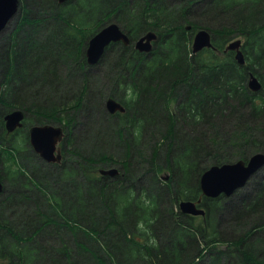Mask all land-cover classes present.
Wrapping results in <instances>:
<instances>
[{"label": "trees", "instance_id": "trees-1", "mask_svg": "<svg viewBox=\"0 0 264 264\" xmlns=\"http://www.w3.org/2000/svg\"><path fill=\"white\" fill-rule=\"evenodd\" d=\"M20 8L0 42L1 153L12 161L6 181L0 170V264H264V176L253 175V192L227 205L223 194L203 196L204 216L178 206L201 196L211 165L264 152V0H20ZM113 21L130 43H111L91 66L107 68L100 95L83 51ZM200 28L215 48L193 53ZM149 30L159 40L140 52L134 43ZM239 34L245 64L224 50ZM251 72L259 91L248 86ZM100 96L125 106L109 113L96 143L113 134L121 159L75 149L61 163L30 164L13 141L26 130L38 160L27 127L5 128L4 115L20 108L38 124L64 122V141L73 142L93 103L102 111ZM100 164L120 172L98 174ZM224 208L239 231L218 223Z\"/></svg>", "mask_w": 264, "mask_h": 264}, {"label": "water", "instance_id": "water-1", "mask_svg": "<svg viewBox=\"0 0 264 264\" xmlns=\"http://www.w3.org/2000/svg\"><path fill=\"white\" fill-rule=\"evenodd\" d=\"M68 0H58L64 3ZM20 11V0H0V33L5 29L10 20ZM190 28V25L186 27ZM159 35L154 30H149L139 37L135 47L141 51L150 53L154 48V42ZM122 41L128 44L130 39L128 34L116 22H111L100 28L88 41L86 48L87 63L97 64L102 58L106 47L112 43ZM242 40L240 38L230 41L226 46L227 50L235 51V59L239 64H245V56L241 50ZM213 47L212 33L206 28L199 29L192 43L194 53L204 48ZM248 86L253 91L262 88V82L254 74L250 73ZM107 110L110 113L117 111L124 112V105L114 97H109L106 101ZM25 111L15 108L4 115L5 126L8 132H13L23 125ZM65 129L62 125L53 123L34 124L29 128L30 143L34 151L47 162H61L63 155L59 144L65 138ZM1 160V155H0ZM264 167V152L258 151L252 154L248 160L239 159L233 162L213 164L207 168L200 177L201 196L197 200L181 199L179 209L184 214L205 215L206 209L200 206L203 196L218 197L221 194L230 196L238 189L247 185L250 178ZM118 167L101 168L100 173L107 176L119 174ZM170 173L165 172L161 177L169 179ZM3 183L0 178V193L3 191Z\"/></svg>", "mask_w": 264, "mask_h": 264}, {"label": "rangeland", "instance_id": "rangeland-1", "mask_svg": "<svg viewBox=\"0 0 264 264\" xmlns=\"http://www.w3.org/2000/svg\"><path fill=\"white\" fill-rule=\"evenodd\" d=\"M21 12H22V9L20 8V11L17 13V15H15L10 20V22L5 27V29L0 33V42L3 41L12 32L13 27L15 25V17L18 16ZM194 34H195V32L193 33V35L191 37V42L189 43L190 49L192 47V41H193ZM237 37H241L243 39V36L240 35V34H239V36L235 35L232 39H236ZM86 47L87 46H85V48H84L83 54L86 51ZM91 66L92 65L87 63V68L90 67L89 74L94 79V84H93L94 86L93 85L92 86L96 87L99 90V94L100 95H102V93L103 94L107 93V80H105V76H106V72H107L106 71L107 70L106 66L104 65V63L103 64L100 63L99 67H91ZM104 90H106V91H104ZM107 98L100 96V99L104 103L102 111H100V110L97 111L96 110V109H98L97 105H95V103H93L94 105H92V107H91L92 109L91 110L95 111V112H93L91 115L86 113V115H85L86 117L83 116L81 118V120L79 121V124L73 126L72 134L75 135L73 137V142L70 141V143H67V140H65V141H63L61 143L62 152L65 155L72 156V154H70V153H74L75 149L76 150L80 149V150H82L81 152H83V154L89 155L90 153H94V151H96L97 148H103V149H105V151H108V152L112 153L116 159H121L122 154H121V152H119V149H117L115 147L116 146L115 144H117L116 143L117 142V138H114L113 134L112 135L105 134L106 136H104V137L107 140L105 141V143H103V145H101V147H97V144H96V143H98L97 140L99 139V138H97V136L100 135V134L104 135V132L100 130V125H101V127H102V125H104L105 119L109 115V112L107 110L106 103H105ZM72 103L73 102H69L68 104L70 105ZM68 104H66L67 107H69ZM63 116H65V115L63 114ZM37 118L38 117H36V115L33 114L32 112L27 113L26 114V118L24 120L25 125L23 123V126H24L23 128L27 127V129L29 131V127L30 126H32L33 124H38L37 123L38 120H36ZM47 122L48 123L57 124V125H62V126H64L66 131L68 130L67 129L68 127L65 126L64 122H57V121L49 122V121H45L43 123H47ZM39 124H41V123H39ZM79 133H80L81 136H79ZM25 134H26V130H22V132H17L13 141H14V143L16 145H20L21 146L22 155H26V153L28 152V155H30V158H29V160L27 162H29L30 164L34 163L35 165L39 164V166H40L41 164H43V159L39 155H38V157H39L38 160L36 159V156H31L32 151L30 150V147L28 146L27 138L25 137ZM29 143H30V141H29ZM30 145H31V143H30ZM2 146L3 145L0 142V153H1V147ZM32 149H33V147H32ZM23 151H24V153H23ZM4 158H5V160L2 158V153H1L0 170H1V174L2 173L5 174V177H6L5 181H6L9 178V173L6 170L9 169V165L11 164L12 161L9 160L7 158V156L5 157V155H4ZM107 166H109V167H113V166L119 167L120 165H109V164H104L103 165V164H100L98 166V168H96V172L98 174H100L99 169L100 168H107ZM166 171L168 172L169 170H167V168H164L161 171V175H163ZM37 173L39 174L38 171H37ZM257 175L261 176V178L260 177L259 178L262 180L263 176H264V169H261L257 173ZM164 181H166V180H164ZM7 183H8V189L12 188L11 183L8 182V181H7ZM250 192L252 193L253 190H252V186L248 184L245 187L238 189L234 194H232L230 196H226L227 198H226L225 205H227V203L231 202V198H233V196L236 199L237 197L247 196ZM255 193H256V191L254 192V194ZM225 209L226 208H224L222 210L221 214L219 215L218 223L221 225V227H226V228H229V229L232 228L234 230L236 229V231H239L238 229H241V228L239 226L238 227L235 226V222L232 221V219L230 218L229 210L227 211ZM225 246H226V244H223V247H225Z\"/></svg>", "mask_w": 264, "mask_h": 264}, {"label": "flooded vegetation", "instance_id": "flooded-vegetation-1", "mask_svg": "<svg viewBox=\"0 0 264 264\" xmlns=\"http://www.w3.org/2000/svg\"><path fill=\"white\" fill-rule=\"evenodd\" d=\"M118 42H120V41H117V42H113V44H114V43H118Z\"/></svg>", "mask_w": 264, "mask_h": 264}, {"label": "bare ground", "instance_id": "bare-ground-1", "mask_svg": "<svg viewBox=\"0 0 264 264\" xmlns=\"http://www.w3.org/2000/svg\"><path fill=\"white\" fill-rule=\"evenodd\" d=\"M108 99V98H107ZM107 101V100H106Z\"/></svg>", "mask_w": 264, "mask_h": 264}]
</instances>
